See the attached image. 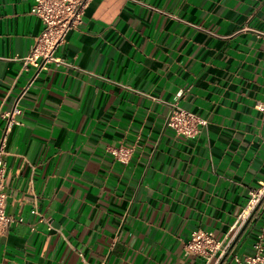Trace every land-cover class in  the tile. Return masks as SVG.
<instances>
[{
    "label": "crops",
    "instance_id": "obj_1",
    "mask_svg": "<svg viewBox=\"0 0 264 264\" xmlns=\"http://www.w3.org/2000/svg\"><path fill=\"white\" fill-rule=\"evenodd\" d=\"M35 2L0 0V139L22 108L0 264H215L185 243L204 229L231 244L264 179V0H92L41 70ZM175 105L206 120L195 137L167 126Z\"/></svg>",
    "mask_w": 264,
    "mask_h": 264
},
{
    "label": "built area",
    "instance_id": "obj_2",
    "mask_svg": "<svg viewBox=\"0 0 264 264\" xmlns=\"http://www.w3.org/2000/svg\"><path fill=\"white\" fill-rule=\"evenodd\" d=\"M92 0H36L31 12L38 16L44 28L32 47L30 55L26 57L27 61L32 63L38 70L46 67L47 63L60 61L55 56V50L66 39L67 33L81 23L86 8ZM17 100L12 111L3 113L6 118V125L3 135L0 139V235L5 233L10 224L16 219L6 210L8 194L6 191L5 176L7 163L6 142L8 133L12 127L18 123L17 115L22 113V108ZM256 108L264 114V100L256 102ZM206 124V120L195 112L175 105L167 119V126L174 129L177 134L187 137H195L201 131V125ZM118 160L126 162L133 155L134 147L120 145L110 150ZM259 207L253 217L263 220V229L257 234L252 247L253 252L241 258L234 254L233 259L236 264H264V179L260 181L259 186L251 191L250 201L243 212V223L259 203ZM21 220V219H20ZM242 223V224H243ZM242 226V225H241ZM230 243L225 245L218 239L213 231L204 229H195L191 233L190 239L185 243L186 254L199 255L206 261H214L215 264L221 259ZM100 264H108L102 262Z\"/></svg>",
    "mask_w": 264,
    "mask_h": 264
},
{
    "label": "water",
    "instance_id": "obj_3",
    "mask_svg": "<svg viewBox=\"0 0 264 264\" xmlns=\"http://www.w3.org/2000/svg\"><path fill=\"white\" fill-rule=\"evenodd\" d=\"M261 201L255 206V208L251 211V213L249 214V216L247 217V219L244 221V223L242 224V226L240 227V229L238 230L235 238L233 239V241L231 242V244L229 245V247L227 248V250L225 251L224 255L221 257V259L218 261L217 264H222L224 262V260L226 259L227 255L231 252L232 248L234 247V245L236 244V242L238 241V239L240 238V236L244 233L245 229L248 227V225L250 224L251 220L253 219L259 205H260Z\"/></svg>",
    "mask_w": 264,
    "mask_h": 264
}]
</instances>
